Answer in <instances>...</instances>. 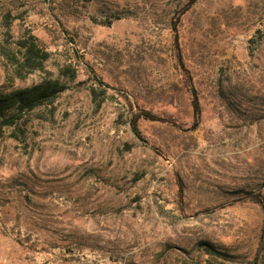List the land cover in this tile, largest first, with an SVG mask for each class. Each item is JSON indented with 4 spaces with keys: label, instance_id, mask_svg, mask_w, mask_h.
<instances>
[{
    "label": "rangeland",
    "instance_id": "1",
    "mask_svg": "<svg viewBox=\"0 0 264 264\" xmlns=\"http://www.w3.org/2000/svg\"><path fill=\"white\" fill-rule=\"evenodd\" d=\"M187 1L0 0V49L34 35L50 53L13 79L0 50V92L68 86L20 138L0 133V264H264L260 205L195 215L264 196V0H199L183 17L198 129L141 121L145 143L130 128L127 97L193 123L171 29Z\"/></svg>",
    "mask_w": 264,
    "mask_h": 264
},
{
    "label": "trees",
    "instance_id": "2",
    "mask_svg": "<svg viewBox=\"0 0 264 264\" xmlns=\"http://www.w3.org/2000/svg\"><path fill=\"white\" fill-rule=\"evenodd\" d=\"M198 1L199 0H188L185 4L181 5L172 19L171 27L174 38L175 62L183 86L189 95L190 105L193 111V123L190 127H186L185 124L179 123L177 119L170 115H161L140 106L135 107L127 97L132 110V116L130 119L131 131L138 139L145 143H148V139L141 130V121L166 123L186 131L198 129L202 122L203 105L201 102L200 90L197 87L194 75L187 64L181 40V24L183 17L197 4ZM0 50L5 56L7 62L12 65L13 79H25L35 71L44 69V63L50 57V53L38 44L37 38L34 35L19 38L16 41V50L5 46H2ZM62 73L71 74L68 75L71 80L75 78L74 73H71L67 68L62 70ZM67 88V84L60 78L44 77L39 83L32 86L0 92V133L7 129L11 130V134L14 138H20L24 132V128L21 126L22 118L32 114L35 110L41 107L52 105L56 98ZM135 109H137L136 112ZM154 149L158 150L156 147H154ZM177 183L179 188V203L184 210V186L179 179ZM249 201L260 205L264 210V196L262 193H258L255 195H247L237 200L227 201L213 207H208L198 211L195 215L210 214L216 210ZM200 246L211 256L229 258L227 254L217 251L207 242H202Z\"/></svg>",
    "mask_w": 264,
    "mask_h": 264
}]
</instances>
